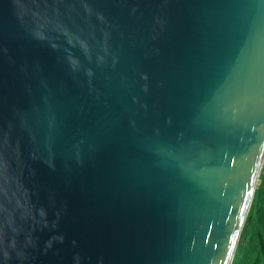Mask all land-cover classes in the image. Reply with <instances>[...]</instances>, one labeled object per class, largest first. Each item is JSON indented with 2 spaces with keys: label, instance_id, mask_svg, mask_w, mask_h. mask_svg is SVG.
Listing matches in <instances>:
<instances>
[{
  "label": "water",
  "instance_id": "obj_1",
  "mask_svg": "<svg viewBox=\"0 0 264 264\" xmlns=\"http://www.w3.org/2000/svg\"><path fill=\"white\" fill-rule=\"evenodd\" d=\"M264 165V0H0V264H231Z\"/></svg>",
  "mask_w": 264,
  "mask_h": 264
},
{
  "label": "trees",
  "instance_id": "obj_2",
  "mask_svg": "<svg viewBox=\"0 0 264 264\" xmlns=\"http://www.w3.org/2000/svg\"><path fill=\"white\" fill-rule=\"evenodd\" d=\"M253 204L251 224L247 234V252L235 264H264V173Z\"/></svg>",
  "mask_w": 264,
  "mask_h": 264
},
{
  "label": "rangeland",
  "instance_id": "obj_3",
  "mask_svg": "<svg viewBox=\"0 0 264 264\" xmlns=\"http://www.w3.org/2000/svg\"><path fill=\"white\" fill-rule=\"evenodd\" d=\"M262 172L264 173V165L261 169L260 176H261ZM260 176H259L258 181H257L253 200H252L251 205L249 206L248 212L244 218L243 224L241 226V229H240V232H239V235L237 238V242L235 244V250H234V254H233L231 264H235V262L239 261L241 257L244 258L245 254L247 252V245H248L247 234H248L249 225L251 224V221H252V216L254 215V212H252V209H253V204L255 203V200H256V193H257L256 190H258L260 188V184H261Z\"/></svg>",
  "mask_w": 264,
  "mask_h": 264
}]
</instances>
